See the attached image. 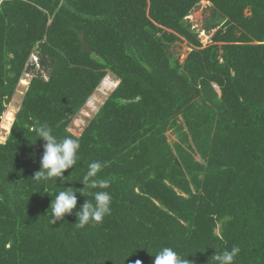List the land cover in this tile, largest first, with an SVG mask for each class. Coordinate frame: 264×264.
I'll return each instance as SVG.
<instances>
[{"label": "trees", "instance_id": "16d2710c", "mask_svg": "<svg viewBox=\"0 0 264 264\" xmlns=\"http://www.w3.org/2000/svg\"><path fill=\"white\" fill-rule=\"evenodd\" d=\"M203 2L207 47L187 19ZM177 43L191 48L184 62ZM25 73L0 142V264H154L163 247L214 264L233 245L235 264H264V0H0V128ZM109 74L118 86L76 136L71 123ZM43 123L81 145L56 183L32 180ZM93 161L106 165L111 214L80 229ZM67 188L76 209L52 224Z\"/></svg>", "mask_w": 264, "mask_h": 264}, {"label": "clouds", "instance_id": "9594fccd", "mask_svg": "<svg viewBox=\"0 0 264 264\" xmlns=\"http://www.w3.org/2000/svg\"><path fill=\"white\" fill-rule=\"evenodd\" d=\"M33 58L36 62L39 60L37 54H33ZM25 77L27 76H23L21 81L26 80ZM215 87L220 92L219 87ZM35 133L38 139L43 140L45 143L43 145V156L40 161L41 170L34 173L32 180L46 183L55 178L56 183L58 179L63 177L65 171L76 166L81 147L80 141L72 136H65L63 139H58L53 134V128L47 123L40 124L36 127ZM105 166V164L99 161L91 162L80 182L84 185L83 190L95 191L89 192L93 199H87L81 205L80 211L76 212L77 223L75 226L77 228L83 229L90 224L102 223L104 218L111 214L112 196L107 191L111 186V181L109 179L99 178L98 175ZM76 206L77 190L67 188L56 192L55 199H52L49 209L51 212V223L55 224L65 216L71 215L73 210L76 209ZM240 252V247L233 245L231 249L215 252L211 259L214 261V264H235ZM154 257V264H190L187 258L181 257L172 247L161 248ZM136 264H142V262L137 260Z\"/></svg>", "mask_w": 264, "mask_h": 264}, {"label": "rangeland", "instance_id": "374dc122", "mask_svg": "<svg viewBox=\"0 0 264 264\" xmlns=\"http://www.w3.org/2000/svg\"><path fill=\"white\" fill-rule=\"evenodd\" d=\"M210 15V3H201L200 6H198L192 14L187 18L190 24L193 26V29L196 30V32L199 34V38L203 45L207 47V45L210 43L212 35L216 32L213 31L210 35L207 34L204 30V24L207 20V18ZM173 52L175 56L181 61L184 62L187 55L190 53L191 48L186 43H177L173 47ZM31 63H35L36 60L33 58L32 55ZM26 76V75H24ZM26 80L21 81L16 94L13 96L10 104L8 105V110L5 112L3 118H2V125L0 128V142H5L11 127L13 125V122L16 118L17 113L19 112L21 108V104L23 102V99L25 97V94L28 89V84H30L32 79V74L25 77ZM106 80H112L114 83V86H110L109 84H106ZM119 81L114 78L112 74H109L105 80L100 85L99 89L95 92V94L92 96L90 101L86 104V106L82 109V111L78 114V116L74 119V121L71 123L69 129L71 132H73L76 136H80L82 132L84 131V128L89 124L91 119L96 115V113L99 111L100 107L104 104L107 97L112 93L114 90L116 84H118ZM12 113L13 114V121L10 122L6 120V114ZM8 122V123H7ZM8 129V130H7ZM169 138L172 142L177 141V136L174 133H169Z\"/></svg>", "mask_w": 264, "mask_h": 264}, {"label": "bare ground", "instance_id": "6f19581e", "mask_svg": "<svg viewBox=\"0 0 264 264\" xmlns=\"http://www.w3.org/2000/svg\"><path fill=\"white\" fill-rule=\"evenodd\" d=\"M205 3V2H204ZM106 84H109L110 86L112 85L111 83H110V81H108L107 80V82H105ZM13 114L12 113H8V114H6V120H8V121H10V122H12L13 121ZM8 123V122H7ZM8 130V129H7Z\"/></svg>", "mask_w": 264, "mask_h": 264}, {"label": "water", "instance_id": "95a60500", "mask_svg": "<svg viewBox=\"0 0 264 264\" xmlns=\"http://www.w3.org/2000/svg\"><path fill=\"white\" fill-rule=\"evenodd\" d=\"M82 45H83V48H84L85 50H87V51H89V52L92 51V49L88 46V44H87V42H86V40H85L84 38L82 39Z\"/></svg>", "mask_w": 264, "mask_h": 264}, {"label": "built area", "instance_id": "2783aa9c", "mask_svg": "<svg viewBox=\"0 0 264 264\" xmlns=\"http://www.w3.org/2000/svg\"><path fill=\"white\" fill-rule=\"evenodd\" d=\"M26 76H29V74H26ZM110 81V83L112 84L111 86H114V83H113V81L112 80H109ZM118 86V84H116V86H115V88ZM115 88H114V90H115ZM99 89V88H98Z\"/></svg>", "mask_w": 264, "mask_h": 264}, {"label": "crops", "instance_id": "0c3cea01", "mask_svg": "<svg viewBox=\"0 0 264 264\" xmlns=\"http://www.w3.org/2000/svg\"><path fill=\"white\" fill-rule=\"evenodd\" d=\"M206 3V2H205ZM109 81V80H108ZM105 82H107V80L105 81Z\"/></svg>", "mask_w": 264, "mask_h": 264}]
</instances>
